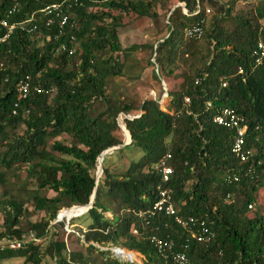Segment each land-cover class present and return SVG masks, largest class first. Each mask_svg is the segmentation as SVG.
I'll return each mask as SVG.
<instances>
[{
	"label": "trees",
	"instance_id": "trees-1",
	"mask_svg": "<svg viewBox=\"0 0 264 264\" xmlns=\"http://www.w3.org/2000/svg\"><path fill=\"white\" fill-rule=\"evenodd\" d=\"M54 1L59 0H0V17L6 12L9 22L23 24L0 46V182L5 170L23 169L33 176L35 188L24 191L33 210L43 213L23 229L18 224L23 200L1 192L0 240L19 239L29 231L35 240L16 249L0 244V264L11 257L39 264L44 255L52 264H92V252L105 255L104 264H124L98 249L108 243L140 253L144 264H160L146 238L151 233L168 234L176 245L181 243L189 264H264V215L246 214L257 186L264 188V52L256 49L258 40L264 43V0H202L199 11L188 15L174 4L183 3L191 12L194 0H173L167 6L163 0H76L63 24L55 19L45 25L40 9ZM208 3L223 12L206 14ZM121 13L155 22L160 15L165 19L159 28L163 33L154 48L149 46L153 61H148L156 65L154 76L166 83L163 106L159 97L142 99L135 107L104 93L106 78L119 74L125 63V55L119 59L118 53L130 49L118 40L117 27L124 26ZM195 23L201 26L200 36H183V29ZM25 75L29 90L21 98L15 82ZM220 106L231 107L244 119V147L252 150L245 162L230 151L232 131L212 122ZM120 112L131 116L122 118L130 135L124 145L117 133ZM62 133L69 136L67 143L53 139L46 144V138ZM114 145H120L118 152L132 147L141 153L119 172L108 169L103 155L95 184L98 155ZM166 151L177 213L203 220L213 232L206 242L191 239L192 226L181 228L171 216L138 215L156 197V165ZM93 187L91 207L84 213L73 211L75 217L69 219L86 216L77 233L70 229L83 250L69 248L56 228L59 221L51 222L60 207L86 204ZM43 189L53 194H41Z\"/></svg>",
	"mask_w": 264,
	"mask_h": 264
},
{
	"label": "rangeland",
	"instance_id": "rangeland-1",
	"mask_svg": "<svg viewBox=\"0 0 264 264\" xmlns=\"http://www.w3.org/2000/svg\"><path fill=\"white\" fill-rule=\"evenodd\" d=\"M220 1L224 2L228 0ZM258 1L261 0H235V3L244 4L245 2H247L255 4ZM172 2L173 0H163L162 6H167ZM208 6L210 7V12L208 13L209 15H211L212 13L223 12V9H219L217 4L211 5L210 3H208ZM234 8H237V5H235ZM120 17L124 26L117 27L118 40L122 48L130 49H128L129 52H123V50H121V52L118 53L119 59H122V56L125 55V63L123 64V67L120 70L119 74H115L106 78L104 93L107 97H110L113 100L115 99L120 103L129 102L135 107H137L141 103L142 99L150 96L159 97L161 106H163L165 105L167 100L166 83L161 77L159 78L158 76H154L155 65L153 63H149L148 61H152L153 53L152 49L149 46H153L152 48H154L157 39L160 37L161 33H163L164 30H161V32H159V28H163L162 25L163 23H165V19H163V17L160 15L155 22L151 18L139 19L138 17L132 16V14L128 15L123 13H121ZM38 42L39 45H41V41ZM75 46L77 47V45ZM131 46H133V48H131ZM106 54L108 53L106 52ZM103 56L107 55L103 54ZM176 65L179 69H185V66L181 64L180 61H177ZM161 80L164 84L161 83ZM94 104L96 105L97 103ZM134 112L135 110H132V113ZM126 116L128 115H122V113L120 112L117 116V119L121 123H123L122 118ZM17 130L21 131L22 127H19ZM117 133L121 141H125V139L128 140V136L126 135L125 131L123 132L120 126H118ZM53 139H57L62 143H67L69 141V136L65 133H62L55 136L54 138H46V144L50 145L51 140ZM140 153L141 152L139 150L132 147L124 148L121 150V152H118L117 148L110 149L104 154L106 157L105 165H107L108 169L112 172H119L127 166L130 160L137 159ZM0 170H3V168L0 167ZM24 187L28 189L35 188V181L33 179V176L26 174L23 169L17 170L14 173L11 170H5V181L0 182V194L3 190H5L23 200V207L25 208V211L23 212L22 217L19 219L18 224L23 229H26L28 221L39 219L43 215V213L33 210V204L29 200V193L27 191H24ZM41 194L50 196L53 194V192L47 189H43L41 190ZM237 198L242 199V196L238 195ZM255 198L256 200L254 202H251V207H249V210L246 211V214L248 216H251L255 213L264 215V188L262 186H257ZM64 211H67L66 207H60L57 210L58 215L60 217H64L65 214L69 212L67 214L68 216H66L71 217V213L73 212V210H68L65 214H63ZM104 214L106 216H110L109 212H105ZM85 217L86 216L83 215L77 218H73V221H69L70 225H68L66 219L61 218L59 220V223L61 225H56L57 230L61 232L64 239H66V244L69 248L83 250L80 242L76 240V233L78 232V227L80 225H85ZM1 224L2 216L0 214V226ZM71 227L74 229V231H76V233L70 231ZM44 245L45 242L43 241L41 243V247H43ZM110 246L113 245H110V243L102 245V247L99 245L98 249L108 250L106 248H109ZM121 248L126 251L134 252V257L132 258L133 262H129L123 257H116L118 260L122 261V263L144 264V257L140 253L128 250L124 247ZM108 255L111 257H115L112 254L110 248L108 250ZM89 256L91 258L90 260H92V264H104L103 258L105 255L99 254L98 252H92ZM2 264L28 263L25 262L22 257H11L4 259L2 261ZM39 264H52V261L48 255H44L41 257Z\"/></svg>",
	"mask_w": 264,
	"mask_h": 264
},
{
	"label": "built area",
	"instance_id": "built-area-1",
	"mask_svg": "<svg viewBox=\"0 0 264 264\" xmlns=\"http://www.w3.org/2000/svg\"><path fill=\"white\" fill-rule=\"evenodd\" d=\"M76 0H59L51 3L45 4L41 7L40 12L45 18L44 24L50 25L54 22L55 19L59 21V24H63L67 17L66 11L71 7V2ZM195 6L191 12H188L187 9L182 6V12L186 15L197 13L200 9V2L202 0H194ZM10 11L7 10V13ZM204 12L208 14L210 9L204 7ZM5 16L0 17V27L3 28V32L0 34V46L7 42L9 34L16 28H22L23 24L19 22H9L6 12ZM183 36H195L198 37L201 34V26L198 23L186 26L183 31ZM256 49L260 53L264 52V43L260 40L256 43ZM71 51H69L70 53ZM1 67V62H0ZM156 70V65H155ZM240 71V69H238ZM28 76L25 75L24 78H19L15 82V91L21 97H25L29 90V83L27 81ZM224 85V83H222ZM162 98V97H161ZM187 98L184 97V101L187 102ZM159 103L161 101L159 100ZM207 106H210L209 102H206ZM212 122L221 125L230 131H232V141L230 146V151L237 157L238 161L245 162L251 156L252 150L250 148L244 147L245 131L246 125L244 119L241 115L236 113L231 107L220 106L215 109V113L212 116ZM171 158L170 152L166 151L165 154L160 159L159 163L156 165V170L159 173L160 183L155 186L156 197L145 211L139 212L138 215L144 217L145 213H157L163 214L165 216H171L176 224L181 228L187 227H196L193 230L190 228L188 235L191 239H194L196 242H206L213 236V232L205 227L203 220H198L194 216L188 215H179L177 213L178 208L175 206V203L172 199V189L168 185L169 178L172 174V165L169 163ZM236 177L233 176L232 180H235ZM248 206H251L249 204ZM144 215V216H143ZM61 217L66 219V222L71 219ZM165 224V223H164ZM130 232L135 235L137 234V229L133 226H130ZM146 238L153 244L158 256L161 258L160 264H189V258L184 250V246L180 243L176 245L172 237L168 234L158 235L156 233H151L146 236ZM27 240H35L32 232L24 233L20 236L19 239H1L0 244H5L11 249H16ZM188 240V238H185ZM179 246V247H178ZM110 250L115 254L116 250H119L116 246H110ZM117 254V253H116ZM125 260L132 261L131 258L123 257Z\"/></svg>",
	"mask_w": 264,
	"mask_h": 264
},
{
	"label": "water",
	"instance_id": "water-1",
	"mask_svg": "<svg viewBox=\"0 0 264 264\" xmlns=\"http://www.w3.org/2000/svg\"><path fill=\"white\" fill-rule=\"evenodd\" d=\"M161 83H163L162 80H161ZM163 84H164V83H163ZM126 117H127V118H130L131 116H126ZM117 125L120 126V128L123 130V132L126 131L127 136H128V140L125 139V141H122L121 145H124V144L129 143V141H130V135H129L128 131L126 130L124 124L121 123V122L117 119ZM119 146H120V145H114V146H111V147H107L106 149L102 150V151L99 153L98 157L101 156L102 154H105L108 150L118 148ZM98 157L96 158V163H97V159H98ZM97 171H98V170H97V164H96V168H95V172H94V183H95V184H96V182H97V180H98V178H99V176H100V174L97 175ZM100 171H102V169H100ZM100 173H101V172H100ZM94 192H95V187H93V190H92V192H91V194H90V196H89L88 202H87L86 204H84V205H75V206H82V207H84V211H86V210H87L88 208H90L91 205H92V202H93V199H94ZM69 207H70V206H69ZM69 207H66V208H69ZM71 207H72V206H71ZM84 211H83V212H84ZM59 220H60V218L58 217V212H57V214L55 215V217H54V219H53L52 222H56V221H59ZM115 255H116V256H120V255H118V254H116V253H115Z\"/></svg>",
	"mask_w": 264,
	"mask_h": 264
},
{
	"label": "bare ground",
	"instance_id": "bare-ground-1",
	"mask_svg": "<svg viewBox=\"0 0 264 264\" xmlns=\"http://www.w3.org/2000/svg\"><path fill=\"white\" fill-rule=\"evenodd\" d=\"M125 133H126V131H125ZM126 135H127V133H126ZM103 155L104 154H102L100 157H99V162H98V166H97V175L98 174H100V169H102V158H103ZM67 209V211L68 210H73V211H76V210H82V211H84V207H82V206H75V205H72V207L70 206L69 208H66ZM67 211H64L63 212V214H65ZM66 215H67V213L65 214V218H69V217H66ZM58 217L59 218H61L59 215H58ZM116 253L118 254V255H120V256H122V257H126V258H133L134 257V252H131V251H126V250H124L123 248H119V250H116Z\"/></svg>",
	"mask_w": 264,
	"mask_h": 264
},
{
	"label": "clouds",
	"instance_id": "clouds-1",
	"mask_svg": "<svg viewBox=\"0 0 264 264\" xmlns=\"http://www.w3.org/2000/svg\"><path fill=\"white\" fill-rule=\"evenodd\" d=\"M69 51H71V48L70 49H68V54H70L69 53ZM152 61H153V59H152ZM129 116V115H128ZM61 219V218H60ZM111 245V244H110ZM113 246H116V245H113ZM102 247V246H101ZM116 247H118V248H120L119 246H116ZM108 250H109V248H107ZM112 254L115 256V257H122V256H116L113 252H112ZM130 262V261H129ZM133 262V261H132Z\"/></svg>",
	"mask_w": 264,
	"mask_h": 264
},
{
	"label": "crops",
	"instance_id": "crops-1",
	"mask_svg": "<svg viewBox=\"0 0 264 264\" xmlns=\"http://www.w3.org/2000/svg\"><path fill=\"white\" fill-rule=\"evenodd\" d=\"M174 6H180L181 7V12H182V6H184L183 3H175ZM185 7V6H184ZM183 13V12H182Z\"/></svg>",
	"mask_w": 264,
	"mask_h": 264
}]
</instances>
